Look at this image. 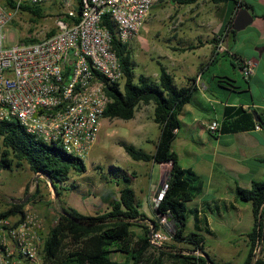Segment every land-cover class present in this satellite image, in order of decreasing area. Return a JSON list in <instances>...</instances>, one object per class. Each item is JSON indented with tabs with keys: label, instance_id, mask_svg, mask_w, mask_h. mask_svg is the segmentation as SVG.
Returning <instances> with one entry per match:
<instances>
[{
	"label": "trees",
	"instance_id": "obj_1",
	"mask_svg": "<svg viewBox=\"0 0 264 264\" xmlns=\"http://www.w3.org/2000/svg\"><path fill=\"white\" fill-rule=\"evenodd\" d=\"M176 1L191 4L197 0ZM211 1L222 3L229 0ZM234 1L241 3L238 0ZM2 2L9 8L16 7V0ZM58 4L60 11L62 7L60 3ZM20 9L31 14L34 22L45 17L43 4L25 3ZM76 9L77 17L69 18L63 12L57 15L78 22L82 9L80 2ZM103 23L113 35V47L125 71L123 86L120 83L107 84V92L112 101L104 116L130 120L135 117L141 104L155 105L153 119L161 128L155 152H148L133 144L123 145L126 152L135 160L171 163L170 175L166 182L168 187L156 207L157 219L150 220L140 209V201L131 186L132 176L125 174L119 167H110L113 173L116 171L118 182L120 179L128 182L120 188L119 198L108 210L95 215L84 214L70 205L62 206L57 222L50 227L45 236L44 264H166L167 261H172L173 264H216L207 252L204 234L205 232L212 234L213 230L207 217L205 222L200 219L198 208L190 210L195 215V227L198 230L187 231L189 216L187 203L203 193L204 180L193 168L181 165L179 156L172 147L182 127L183 109L192 101L197 90L192 84L195 78L189 77L190 83L187 86H178L173 74L163 65L158 80L146 74L137 77L131 43H123L117 38L116 26L110 19L105 18ZM54 32L55 28L51 29L48 35ZM37 40L38 38L33 36L22 39L26 42ZM188 49L192 47L185 48ZM236 115L237 118L233 122L224 124L223 132L255 128L257 122L254 120L256 116L253 112L240 108ZM258 122H263V118ZM0 137L3 145L0 170L27 164L36 176L41 175L52 184L57 195L61 194L59 187L63 188L70 180L72 170L87 171L84 159L38 139L27 132L19 120L1 122ZM70 189L78 192L76 184H72ZM39 191V187L36 188L28 202L34 200ZM235 194L237 199L250 201L253 206L254 225L247 232L250 249L244 264H264V256L261 254L264 252V180L253 181L249 188L237 185ZM27 203L11 202V206L2 214L22 212ZM163 217L167 218L166 224L161 223ZM147 219L150 222H147ZM134 226L144 229L137 241L134 240L136 235L133 231ZM161 228L172 230V242L154 246L150 241V232ZM114 251L122 252L124 260L115 259L112 256ZM206 255H209L211 262H208Z\"/></svg>",
	"mask_w": 264,
	"mask_h": 264
},
{
	"label": "built area",
	"instance_id": "obj_2",
	"mask_svg": "<svg viewBox=\"0 0 264 264\" xmlns=\"http://www.w3.org/2000/svg\"><path fill=\"white\" fill-rule=\"evenodd\" d=\"M76 1L82 5L80 20L58 16L51 35L47 32L34 42L13 43L7 34L22 4L58 2L64 15L73 18L78 16ZM158 1L16 0V7L9 8L0 0V123L19 120L38 139L84 159L97 143L112 101L107 84L125 81L113 35L103 21L110 19L117 38L131 43L139 37ZM220 50L226 47L220 44ZM255 66L251 59L244 61L245 79L252 76ZM221 128L218 121L208 124L212 134H220ZM255 128L263 130L264 119ZM167 187L165 182L154 196L155 207ZM5 211L0 210V264H44L45 217L34 208L2 214ZM161 223L166 224L167 218ZM172 233L171 229L152 230L150 241L161 246Z\"/></svg>",
	"mask_w": 264,
	"mask_h": 264
},
{
	"label": "rangeland",
	"instance_id": "obj_3",
	"mask_svg": "<svg viewBox=\"0 0 264 264\" xmlns=\"http://www.w3.org/2000/svg\"><path fill=\"white\" fill-rule=\"evenodd\" d=\"M77 5L78 2L76 1V8ZM43 6L45 17L36 22L33 21L31 14L21 10L14 16L13 22L7 30V34L15 40L13 43L31 36L41 38L55 28L57 14L62 13L63 9L58 10L59 4L57 2L43 4ZM190 15L189 4H182L176 0L158 1L141 32L142 41H139L137 37L131 42L137 77L140 74H145V62H150L153 75L159 73L158 50L155 47L160 46L171 51L168 45L174 34L189 32L191 26ZM145 37L151 45L150 49L147 50L145 49ZM228 56L230 71L234 72L235 68L232 63L238 67V58L229 54ZM240 80L243 81L241 77ZM121 85L123 86L124 82ZM218 87L221 89L220 86ZM199 114H204V111H199ZM181 119L187 124H194V128L183 122L178 137L173 142V150L178 154L183 167H192L205 173V175H209L213 149L217 142L216 138L212 136L205 125H202V115L194 120V116L184 113ZM108 122L107 128L101 129L97 143L84 157L87 171L72 170L68 183L63 188L59 187L60 195L56 194L52 184L45 177L36 176L27 164L23 166L15 165L13 169H1L0 210H7L15 199L21 200L28 197L25 202L27 203L32 198L33 192L39 187L38 196L28 202L25 208H34L41 212L46 219V234L58 219L62 212V206H68L67 202L76 205L79 211L87 215L103 212L111 206L107 204L106 207L105 202H101L99 196L111 191L112 195L110 197L112 199L109 198L111 201L120 189L115 183L119 180V177L115 176L116 171L114 173L111 171L110 167L112 166L121 168L125 174H129L132 178L137 176L131 186L135 189L141 205L145 207L147 205L146 183L149 182L150 178L154 181L159 179L157 174L158 164L154 167L155 165L150 162L133 159L126 152L123 143L133 144L148 152L154 151V141L155 139L157 141L159 129L158 127L151 128L149 132L151 142H145V104L140 105L133 119L108 118ZM2 149V139L0 137V156ZM230 175L228 190L217 193H214L213 190H206L187 204L189 210L188 232L198 230L195 227V215L190 209L195 207L204 208L203 220L205 222L207 217L213 230L212 234L203 232L206 236V249L216 264H244L250 249L247 232L254 225L252 203L236 198L235 191L232 190L236 185L235 179L232 173ZM120 180L123 185L128 184L123 179ZM72 184L78 186V192L70 189ZM143 189L145 193L141 191ZM212 195H218L221 198L214 199ZM234 199L237 200V203L231 207L230 203H234ZM147 211H150V209ZM133 231L136 234L134 240L137 241L144 229L134 226ZM170 242H172L171 239L166 244ZM261 254L264 256V252ZM112 256L117 260H124L122 252L114 251ZM166 264L173 263L167 261Z\"/></svg>",
	"mask_w": 264,
	"mask_h": 264
},
{
	"label": "crops",
	"instance_id": "obj_4",
	"mask_svg": "<svg viewBox=\"0 0 264 264\" xmlns=\"http://www.w3.org/2000/svg\"><path fill=\"white\" fill-rule=\"evenodd\" d=\"M238 1L241 3H236L234 0L222 3L197 0L189 4L191 9L189 32L174 34L168 45L172 52L160 46L155 47L158 50L159 70L161 71V65L167 67L178 86H187L190 83L188 78H195L192 84L197 90L192 101L185 105L182 114L189 113L194 116V120L202 115V125H205L207 129L208 124L213 121H218L222 126L218 135L209 131L217 141L213 149L209 175L193 168L204 180L203 193L206 190H213L214 193L228 190L231 173L236 183L232 188L233 191L237 185L249 188L253 181L264 180V129L252 128L223 132L224 124L233 122L240 108L253 112L256 122H258L257 119H264V0ZM241 7L250 10L253 21L244 29L235 30L233 24ZM218 36H222L221 41ZM141 37L142 33L137 39L142 41ZM220 44L224 45L226 50H220ZM145 45L146 50L150 49V41L146 37ZM188 47L192 49L185 50ZM228 54L238 58V67L232 63L235 68L234 72L230 71ZM247 59L256 63L255 71L249 79L243 76V63ZM152 69L150 62H145V74L158 80L160 71L153 75ZM229 82L235 86L232 87ZM154 108L153 103L145 104V142H151L150 129L158 127L159 135L157 141L156 139L154 141L156 150L161 128L153 119ZM202 110L204 114H199ZM183 122L186 123L182 120V124ZM108 124V118L105 117L101 129L107 128ZM186 125L193 126L194 124L186 123ZM200 139L203 140L201 137ZM146 162L152 163L154 167L158 164L159 168L157 173L159 179L154 181L150 178L146 183L147 205L140 207L141 211L153 220L157 219L154 196L168 180L172 166L171 163H158L154 160ZM136 178L137 176H134L132 182ZM118 181L115 183L121 188L123 184L121 180ZM141 191L145 193L144 189ZM111 195L109 191L99 196L101 202H105L106 207L107 204L111 206L119 198V191L111 200L112 202L109 200ZM213 198L221 197L214 195ZM235 203H237L236 199L234 203H230V206H235ZM67 204L78 209L76 205L68 202ZM195 208L200 210L199 217L203 219L204 208ZM149 209L150 211H147ZM149 219L146 221L150 222Z\"/></svg>",
	"mask_w": 264,
	"mask_h": 264
},
{
	"label": "water",
	"instance_id": "obj_5",
	"mask_svg": "<svg viewBox=\"0 0 264 264\" xmlns=\"http://www.w3.org/2000/svg\"><path fill=\"white\" fill-rule=\"evenodd\" d=\"M253 21V15L252 13L250 12L249 9H247L246 7H241L238 14H237V17L235 19V22L233 24V28L235 30H241V29H244L245 27H247L249 24H251ZM255 113V112H254ZM258 121L260 119H257ZM28 197L22 199V200H13L14 202H21V203H25L27 201ZM152 234V231L150 232V236ZM207 259H208V262H211V259L209 257V255H206Z\"/></svg>",
	"mask_w": 264,
	"mask_h": 264
}]
</instances>
